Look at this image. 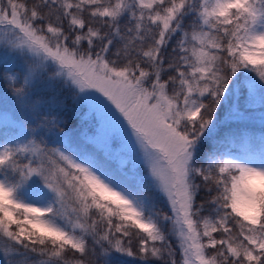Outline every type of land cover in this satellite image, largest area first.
Here are the masks:
<instances>
[{
  "label": "snow or ice",
  "instance_id": "6c2138e0",
  "mask_svg": "<svg viewBox=\"0 0 264 264\" xmlns=\"http://www.w3.org/2000/svg\"><path fill=\"white\" fill-rule=\"evenodd\" d=\"M0 264H264V0H0Z\"/></svg>",
  "mask_w": 264,
  "mask_h": 264
},
{
  "label": "trees",
  "instance_id": "16d2710c",
  "mask_svg": "<svg viewBox=\"0 0 264 264\" xmlns=\"http://www.w3.org/2000/svg\"><path fill=\"white\" fill-rule=\"evenodd\" d=\"M256 134L259 135V132L257 131ZM230 147L233 148L236 152H243L247 149L248 146L237 142L234 145H230ZM125 259H131V258H125Z\"/></svg>",
  "mask_w": 264,
  "mask_h": 264
},
{
  "label": "rangeland",
  "instance_id": "374dc122",
  "mask_svg": "<svg viewBox=\"0 0 264 264\" xmlns=\"http://www.w3.org/2000/svg\"><path fill=\"white\" fill-rule=\"evenodd\" d=\"M257 128H258V125H257Z\"/></svg>",
  "mask_w": 264,
  "mask_h": 264
}]
</instances>
